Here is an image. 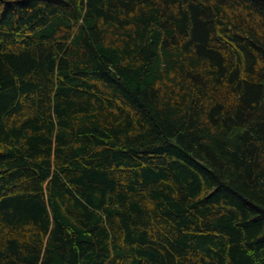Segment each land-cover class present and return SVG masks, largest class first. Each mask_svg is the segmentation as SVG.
Returning a JSON list of instances; mask_svg holds the SVG:
<instances>
[{
  "label": "trees",
  "instance_id": "obj_1",
  "mask_svg": "<svg viewBox=\"0 0 264 264\" xmlns=\"http://www.w3.org/2000/svg\"><path fill=\"white\" fill-rule=\"evenodd\" d=\"M0 264H264V0H0Z\"/></svg>",
  "mask_w": 264,
  "mask_h": 264
}]
</instances>
